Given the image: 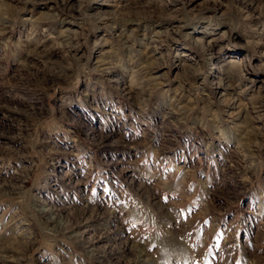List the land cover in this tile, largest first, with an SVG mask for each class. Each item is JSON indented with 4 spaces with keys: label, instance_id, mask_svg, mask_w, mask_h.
Here are the masks:
<instances>
[{
    "label": "rangeland",
    "instance_id": "obj_1",
    "mask_svg": "<svg viewBox=\"0 0 264 264\" xmlns=\"http://www.w3.org/2000/svg\"><path fill=\"white\" fill-rule=\"evenodd\" d=\"M0 264H264V0H0Z\"/></svg>",
    "mask_w": 264,
    "mask_h": 264
},
{
    "label": "bare ground",
    "instance_id": "obj_2",
    "mask_svg": "<svg viewBox=\"0 0 264 264\" xmlns=\"http://www.w3.org/2000/svg\"><path fill=\"white\" fill-rule=\"evenodd\" d=\"M238 2V1H237ZM243 9V8H242ZM241 10V9H240ZM44 208V207H43ZM88 208V207H87ZM43 213V212H42ZM51 219H53V218H51ZM51 221V220H50ZM50 223H52V222H50ZM23 231V233H25V234H27V235H29L28 233H27V231H28V228L26 227L25 229H23L22 230ZM56 232V231H55ZM56 233H58V231L56 232ZM70 237H72V236H70ZM163 243V247H166L165 248V250L166 251H168V250H171V240H168V241H163L162 242ZM126 244V243H125ZM176 245H178V246H181L179 243H175ZM127 246H126V248L127 249H130L131 251H134V252H136L137 254H138V256H139V258L140 257H146V254H145V252H144V250L143 249H141L140 248V246L138 245V246H135V245H131V244H126ZM27 246V245H26ZM29 246V245H28ZM138 258V259H139ZM145 260V259H144ZM143 262V261H142ZM145 262H146V260H145ZM150 263H152L151 261H149Z\"/></svg>",
    "mask_w": 264,
    "mask_h": 264
}]
</instances>
